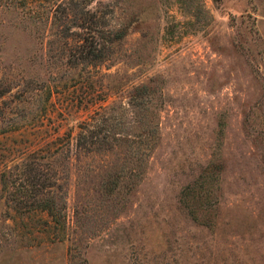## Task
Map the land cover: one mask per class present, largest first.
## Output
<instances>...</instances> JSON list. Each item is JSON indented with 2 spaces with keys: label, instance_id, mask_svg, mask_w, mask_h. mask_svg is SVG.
I'll return each mask as SVG.
<instances>
[{
  "label": "rangeland",
  "instance_id": "obj_1",
  "mask_svg": "<svg viewBox=\"0 0 264 264\" xmlns=\"http://www.w3.org/2000/svg\"><path fill=\"white\" fill-rule=\"evenodd\" d=\"M72 1L123 32L94 67L55 0H0V264H264V0ZM97 114L155 124L141 162L73 151Z\"/></svg>",
  "mask_w": 264,
  "mask_h": 264
},
{
  "label": "trees",
  "instance_id": "obj_2",
  "mask_svg": "<svg viewBox=\"0 0 264 264\" xmlns=\"http://www.w3.org/2000/svg\"><path fill=\"white\" fill-rule=\"evenodd\" d=\"M72 0H55L53 8L49 11V15L46 19L49 26L58 27L57 35L60 39L66 40L69 35V30L72 27L81 29L82 34H79V38L73 43V47L68 51V56L65 58V63L70 66L87 65L94 67L98 63L104 61L106 58V52L108 47L118 41L123 32L121 29H108L103 31L101 29V18L94 15V12L85 10L77 11ZM89 13V15H88ZM105 32H107L105 34ZM65 43V42H64ZM132 90L136 95L131 102H126L132 106L142 105L146 98V86L141 84L134 86ZM5 92V88L0 85V96ZM141 95H144L142 100ZM137 97V98H136ZM135 99V100H134ZM145 102L149 103V100L145 99ZM99 109H104V106H98ZM1 113V107H0ZM99 113V112H97ZM136 112H133V115ZM138 113V112H137ZM96 115V113H95ZM132 115V114H131ZM97 117L99 121L96 122L95 118L90 117L88 120H82L77 126L78 130L71 138V147L75 152L82 153H99L100 151L108 152L116 147L113 142L118 140L119 136L128 139V142L132 145V152L136 153L134 162H141L143 159L142 145H147L149 142L150 133L154 132L155 124H151L150 121L142 122L144 125L143 131L133 132L132 134L121 135L118 132L105 130L102 132L100 123H104L105 118L99 114ZM134 117V116H133ZM134 122L140 120L135 119ZM117 133V135H116ZM142 147V148H141ZM210 166L217 167V165L209 164ZM207 168V167H206Z\"/></svg>",
  "mask_w": 264,
  "mask_h": 264
}]
</instances>
